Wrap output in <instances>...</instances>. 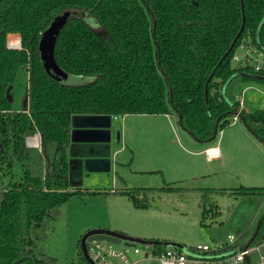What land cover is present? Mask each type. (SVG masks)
<instances>
[{
  "label": "trees",
  "instance_id": "16d2710c",
  "mask_svg": "<svg viewBox=\"0 0 264 264\" xmlns=\"http://www.w3.org/2000/svg\"><path fill=\"white\" fill-rule=\"evenodd\" d=\"M65 11L71 17L55 58L82 79L74 85L53 80L39 54L43 32ZM8 38L19 49L9 48ZM242 44L264 53V0H0V165L6 175L15 173V163L23 169L22 178L0 186V264H57L40 244L61 206L81 193L70 190L79 183L67 178L74 115L175 113L192 139L211 143L217 121L222 130L239 112L264 146V109L248 112L227 99L235 78L264 82V69L235 62ZM20 71L29 73L28 106L14 112L7 91ZM36 132L40 151L26 145ZM156 191L122 193L147 208V194ZM257 192L264 188L233 193ZM261 219L253 243L264 242V214ZM85 263L80 247L78 264Z\"/></svg>",
  "mask_w": 264,
  "mask_h": 264
},
{
  "label": "rangeland",
  "instance_id": "374dc122",
  "mask_svg": "<svg viewBox=\"0 0 264 264\" xmlns=\"http://www.w3.org/2000/svg\"><path fill=\"white\" fill-rule=\"evenodd\" d=\"M235 54L242 51L238 48ZM28 83L29 73L20 71L12 84V111H26ZM235 98L248 112L264 109V82L243 81L235 87ZM228 120L230 124L218 131L211 144L220 145L222 155L211 162L198 152L201 143L183 130L175 113L170 119L138 114L113 119V166L108 173L85 172L78 161L74 165L73 153L90 149L70 145L67 178L80 183L82 190L61 206V216L40 244L43 252L57 264H78L82 239L92 230H110L92 228L104 224L117 228L111 231L172 243L185 252L200 245L225 244L231 235L246 243L264 214V193H235L240 188H264V146L240 119ZM14 171L6 175L0 165V186L23 177L20 164L15 163ZM147 188L158 189L147 194V208L136 207L122 193ZM206 190L213 193L205 196ZM251 262L256 264L254 256Z\"/></svg>",
  "mask_w": 264,
  "mask_h": 264
},
{
  "label": "built area",
  "instance_id": "2783aa9c",
  "mask_svg": "<svg viewBox=\"0 0 264 264\" xmlns=\"http://www.w3.org/2000/svg\"><path fill=\"white\" fill-rule=\"evenodd\" d=\"M8 47L16 49L10 44V40ZM239 49L242 54L235 55V62L243 65L250 62L256 70L264 69L263 52L246 44H242ZM119 117L112 115L113 119ZM238 119L239 115H235L233 123ZM41 143L42 137L39 132L26 138L27 147L32 149L41 150ZM205 155L212 161L219 156V151L215 147L208 148ZM247 242L243 243L239 238L231 235L225 244L222 242H217L213 246L205 244L185 252L178 247L163 244L146 245L126 241L117 244L106 240H94L87 243L89 260L85 258V264H155L156 262L158 264H252V256L256 264H264V242H252L249 245Z\"/></svg>",
  "mask_w": 264,
  "mask_h": 264
},
{
  "label": "water",
  "instance_id": "95a60500",
  "mask_svg": "<svg viewBox=\"0 0 264 264\" xmlns=\"http://www.w3.org/2000/svg\"><path fill=\"white\" fill-rule=\"evenodd\" d=\"M71 17V12L65 11L56 16L49 24L46 30L43 32L39 43V54L43 66L47 74L56 82L62 85H74L82 81L81 78L73 76L65 72L58 65L55 58V49L58 41V37L65 25ZM243 82L241 77L235 78L230 82L227 87L226 94L228 101L234 102L236 98L234 96V89L237 85ZM7 99L10 103L13 101L11 96V88L7 91ZM28 106V105H27ZM240 115V113H236ZM178 122L182 127V116H177ZM112 115H74L71 117L70 123V142L72 146L79 144L85 145L90 149L89 151H80L79 156L72 155L73 159H76L85 172L88 173H108L111 172L113 166V159L111 156L109 144L112 143ZM219 120L217 121L215 128V137L218 133ZM262 219L259 220L256 230L248 240L247 245L252 243L255 235L259 231ZM94 240H106L120 244L122 241L142 243L146 245H160L178 247L172 243L164 244L162 242L146 241L143 239L133 238L124 234L106 230L98 229L90 231L85 238L82 239L81 248L82 252L87 260H89L87 252V243ZM179 248V247H178ZM181 249V248H180Z\"/></svg>",
  "mask_w": 264,
  "mask_h": 264
},
{
  "label": "crops",
  "instance_id": "0c3cea01",
  "mask_svg": "<svg viewBox=\"0 0 264 264\" xmlns=\"http://www.w3.org/2000/svg\"><path fill=\"white\" fill-rule=\"evenodd\" d=\"M234 96H235V89H234ZM241 103V110H245L244 108H243V104H242V102H240ZM246 111V110H245ZM127 116V115H126ZM153 116H157V115H153ZM167 118H169L170 119V116H167V115H165ZM125 117V116H124ZM123 117V118H124ZM112 141H113V138H112ZM212 144V142L211 143H201L200 145H202V147L199 149L200 151H198V152H201V153H204L205 154V151L208 149V148H217L218 149V151H219V156L217 157V158H215L214 160H216V159H219L220 157H221V155H222V152H221V149H220V145L218 146V145H211ZM70 145H72V143L70 142ZM107 150H110V152L112 153V143L111 144H109V148L107 149ZM206 156V155H205ZM214 160H212V161H214ZM74 161H77L76 159H74ZM207 161H209V162H211L210 160H208L207 159ZM80 184V183H79ZM74 188H75V190H82V187L80 186V185H78V186H76V187H71V189H73L74 190ZM114 191V190H113ZM92 228H109L110 230H114V229H117V228H115V227H113L112 225H108V224H104V225H94V227H92ZM121 232V231H120ZM135 236V235H134Z\"/></svg>",
  "mask_w": 264,
  "mask_h": 264
},
{
  "label": "flooded vegetation",
  "instance_id": "af4514ba",
  "mask_svg": "<svg viewBox=\"0 0 264 264\" xmlns=\"http://www.w3.org/2000/svg\"><path fill=\"white\" fill-rule=\"evenodd\" d=\"M41 146H42V145H41ZM41 149H42V148H41ZM73 163H74V165H77V164H76V163H77L76 161H73ZM80 165H81V164H80Z\"/></svg>",
  "mask_w": 264,
  "mask_h": 264
}]
</instances>
